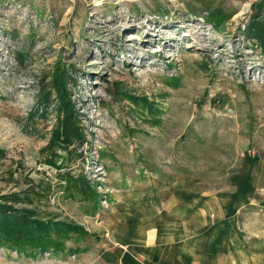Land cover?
Masks as SVG:
<instances>
[{
    "label": "rangeland",
    "instance_id": "374dc122",
    "mask_svg": "<svg viewBox=\"0 0 264 264\" xmlns=\"http://www.w3.org/2000/svg\"><path fill=\"white\" fill-rule=\"evenodd\" d=\"M7 201L84 233L0 264H264V0H0Z\"/></svg>",
    "mask_w": 264,
    "mask_h": 264
},
{
    "label": "trees",
    "instance_id": "16d2710c",
    "mask_svg": "<svg viewBox=\"0 0 264 264\" xmlns=\"http://www.w3.org/2000/svg\"><path fill=\"white\" fill-rule=\"evenodd\" d=\"M73 180L81 181L75 178ZM83 186L88 187L84 183ZM95 197L96 195L92 196ZM8 204L7 201L0 205V247H7L23 254L37 248L63 251L66 241L71 238V232L84 233L83 230L76 228L68 232L65 224L41 220L31 211Z\"/></svg>",
    "mask_w": 264,
    "mask_h": 264
}]
</instances>
